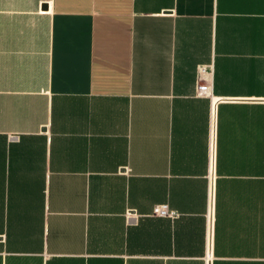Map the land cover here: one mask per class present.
<instances>
[{
    "label": "crops",
    "instance_id": "crops-1",
    "mask_svg": "<svg viewBox=\"0 0 264 264\" xmlns=\"http://www.w3.org/2000/svg\"><path fill=\"white\" fill-rule=\"evenodd\" d=\"M209 254L264 264V0H0V264Z\"/></svg>",
    "mask_w": 264,
    "mask_h": 264
},
{
    "label": "built area",
    "instance_id": "built-area-1",
    "mask_svg": "<svg viewBox=\"0 0 264 264\" xmlns=\"http://www.w3.org/2000/svg\"><path fill=\"white\" fill-rule=\"evenodd\" d=\"M154 214L157 216H160V217H163V216L164 217H173V216H175V213L169 209L168 205H157L154 208ZM208 236H209V238H208L209 239V245L212 247L214 245V238H215V224H214L213 216H212V219L210 220L209 235ZM208 263L212 264V257L210 254L208 256Z\"/></svg>",
    "mask_w": 264,
    "mask_h": 264
}]
</instances>
